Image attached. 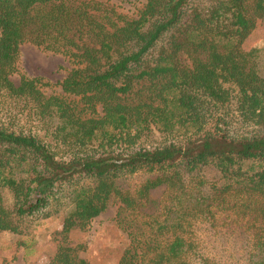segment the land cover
Returning a JSON list of instances; mask_svg holds the SVG:
<instances>
[{
	"label": "trees",
	"instance_id": "16d2710c",
	"mask_svg": "<svg viewBox=\"0 0 264 264\" xmlns=\"http://www.w3.org/2000/svg\"><path fill=\"white\" fill-rule=\"evenodd\" d=\"M261 19L264 0H0V231L61 216L46 264H89L69 234L115 201L118 264H264V46L242 48ZM23 43L68 59L61 94L10 79Z\"/></svg>",
	"mask_w": 264,
	"mask_h": 264
},
{
	"label": "rangeland",
	"instance_id": "374dc122",
	"mask_svg": "<svg viewBox=\"0 0 264 264\" xmlns=\"http://www.w3.org/2000/svg\"><path fill=\"white\" fill-rule=\"evenodd\" d=\"M113 4L121 12L137 15L144 0H102ZM264 46V19L258 20L254 30L242 44L247 51ZM72 65L61 54L44 51L29 43L19 47L17 71L10 79L17 84L21 76L38 78L42 82L41 90L46 94H61L59 83L67 75ZM45 126L50 119L44 121ZM42 124V126H44ZM44 126V127H45ZM44 127L40 129L44 132ZM165 140V136L152 128L144 135L140 143L144 146L155 145ZM164 186L149 192L148 212H155L164 193ZM7 196V193L5 194ZM120 205L110 201L106 209L92 219L85 229H74L69 240L79 245V255L89 264H118L123 252L128 248L127 220ZM61 216L47 219H28L26 235L18 236L0 231V264H46L54 254L62 227Z\"/></svg>",
	"mask_w": 264,
	"mask_h": 264
}]
</instances>
